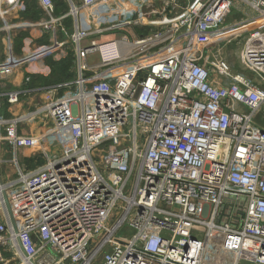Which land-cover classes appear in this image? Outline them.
I'll list each match as a JSON object with an SVG mask.
<instances>
[{"label": "built area", "instance_id": "obj_1", "mask_svg": "<svg viewBox=\"0 0 264 264\" xmlns=\"http://www.w3.org/2000/svg\"><path fill=\"white\" fill-rule=\"evenodd\" d=\"M35 2L29 22L25 0H0V32L48 39L16 56L7 37L0 82L63 48L67 17L75 77L0 118L17 176L0 180V264H264V0H66L59 18ZM232 44L252 78L232 72ZM23 150L43 164L20 169Z\"/></svg>", "mask_w": 264, "mask_h": 264}, {"label": "crops", "instance_id": "obj_2", "mask_svg": "<svg viewBox=\"0 0 264 264\" xmlns=\"http://www.w3.org/2000/svg\"><path fill=\"white\" fill-rule=\"evenodd\" d=\"M72 1L75 4L78 3V0H72ZM64 3L68 6L66 0H64ZM71 30H73L72 20H71ZM32 33L34 34H30V35L32 36L31 38H34V40H37L39 37H42V33L38 31V29H33ZM133 33L136 34L135 30ZM96 37L100 41L101 38L104 37L111 38L116 36L113 33H111V35L106 33L103 36H96ZM96 37L93 38L97 39ZM2 47H4V41L0 46V62L5 59V52L1 54ZM21 49H20V53H21ZM20 53L18 55H20ZM14 55L17 56V54ZM49 73H50V68L46 65V63L44 61H39L29 66L19 67L14 71L12 76H10L6 81L0 82V118H11L14 116L27 114L28 112L33 111L41 103L47 101V99L50 98V94L48 92H45L44 91L45 89L44 90L42 88L34 89V90L28 89L27 83L24 82V79L27 75L41 76L46 78L48 77ZM12 89L20 91L21 95L19 97V102L17 104L9 105L4 95ZM38 128H39L38 123L34 122L28 125H23L20 131L22 133L29 134V133L37 132ZM20 153L21 154H18L17 160H23V163L26 164V166L29 165L30 162L32 166L36 164V159L32 157V153L30 151L23 150ZM13 159L14 156L12 150L7 146H5L4 144L0 143V161L2 162L0 163V180L2 182L8 181L10 178H14L12 177L13 175L15 176V174H13L15 169L13 164L11 163Z\"/></svg>", "mask_w": 264, "mask_h": 264}, {"label": "rangeland", "instance_id": "obj_3", "mask_svg": "<svg viewBox=\"0 0 264 264\" xmlns=\"http://www.w3.org/2000/svg\"><path fill=\"white\" fill-rule=\"evenodd\" d=\"M53 2V5H54V16L59 18V17H63L64 15H66V13L68 12L69 10V6H67L65 3H64V0H52ZM234 15H232L227 21L228 23H231L234 19H238V16H244L246 15L240 7H235V11H233ZM239 14V15H238ZM17 15L16 17L21 19V16ZM15 17H11L8 21H11L12 20V24H14L15 21H18L19 19L15 18ZM71 17H67V18H64L62 20V26L64 28V32L61 34H58L57 35V40H59L60 42H64L65 45L63 48H61L59 51H56L55 53L51 54L50 57L46 58L44 60V62L46 63V65L48 66L47 64V59H52L54 61H56V59H63L65 58V56H67V53L70 51L71 49V42H69L68 38L70 37V34H71V21L68 20ZM24 21H29V20H25V19H22ZM29 22H32V21H29ZM0 26H1V23H0ZM23 30V29H14L12 30L9 35L7 36L6 33H0V46L1 44L3 43V41H6V38L9 37L11 42H12V52L13 54H15V49H14V38H16V35L19 34V32ZM25 31L26 33V37L24 38L25 39H30L33 41L34 45L37 46V45H40L42 43H48L47 42V38L45 36H42V37H39L37 40H34V38H31L32 36L30 34H34L32 33L33 29L29 28V29H26V30H23ZM39 31V30H38ZM150 32V30H149ZM148 32V33H149ZM105 36H108V35H105ZM115 36H118V34H116ZM97 38V37H96ZM115 37H111V38H101L100 42H106L108 40H111V39H114ZM92 38H87L86 40H84L83 44L84 45H87L89 43V40H91ZM98 39V38H97ZM5 52V42H4V47H2V51H1V54H3ZM7 53V51H6ZM224 53L226 55V60H227V63L230 65L231 67V70L232 72L234 73H245L240 64H239V61H238V47L236 44H232V45H229V46H226L225 49H224ZM18 55V54H17ZM59 61V60H58ZM98 61V56L96 54L94 55H90L87 57V63L89 65H92V64H95L96 62ZM49 67V66H48ZM50 68V67H49ZM50 73H51V69H50ZM50 73L48 76H50ZM246 74V73H245ZM248 75V74H246ZM250 78H252V75L249 74L248 75ZM256 119H257V122L259 121L262 125H263V128H264V107L260 110V112H258L257 116H256ZM21 154V153H19ZM39 156L35 157V159H37ZM22 158V156H21ZM23 160H18V164L20 166V169H25L27 171H33L35 170L36 167H40L42 164H43V160H42V163H40L39 165L37 166H33V168H29V165L26 166V164L23 163ZM13 169V168H12ZM15 169V170H14ZM14 173L15 176L13 175L12 177H17L16 176V168L14 167ZM10 179H13V178H10Z\"/></svg>", "mask_w": 264, "mask_h": 264}, {"label": "trees", "instance_id": "obj_4", "mask_svg": "<svg viewBox=\"0 0 264 264\" xmlns=\"http://www.w3.org/2000/svg\"><path fill=\"white\" fill-rule=\"evenodd\" d=\"M42 16V12L37 6L35 0H25V11L21 14V19L29 20L32 22L38 21ZM70 20V18L68 19ZM71 21V20H70ZM150 29L148 28H142V29H135L136 34L139 35H145L148 34ZM4 33V32H0ZM26 37L25 31L21 30L18 35H16V38H14V49L15 54L20 53V49L23 43L24 38ZM44 44V43H42ZM47 64L51 69L50 76L44 78L41 76H34L31 75L29 83H27L28 89H45L51 86H55L58 84H63L70 82L75 77V58L73 56V53L70 49V51L67 53V56L59 61H54L52 59H47ZM258 124L263 127V125L258 121ZM42 163V159L38 157L36 159V164L34 166L39 165ZM33 168L31 162L29 164V168ZM31 168V169H32Z\"/></svg>", "mask_w": 264, "mask_h": 264}]
</instances>
